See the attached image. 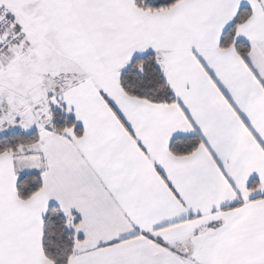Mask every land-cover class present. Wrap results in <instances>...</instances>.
Here are the masks:
<instances>
[{"label":"snow or ice","instance_id":"obj_1","mask_svg":"<svg viewBox=\"0 0 264 264\" xmlns=\"http://www.w3.org/2000/svg\"><path fill=\"white\" fill-rule=\"evenodd\" d=\"M0 264H264V0H0Z\"/></svg>","mask_w":264,"mask_h":264}]
</instances>
